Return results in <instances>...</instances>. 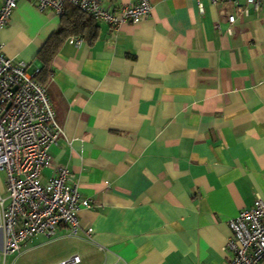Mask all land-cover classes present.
Segmentation results:
<instances>
[{
	"label": "crops",
	"instance_id": "obj_1",
	"mask_svg": "<svg viewBox=\"0 0 264 264\" xmlns=\"http://www.w3.org/2000/svg\"><path fill=\"white\" fill-rule=\"evenodd\" d=\"M150 3L145 21H96L92 42L69 37L52 57L43 85L63 135L41 175L70 170L91 208L75 235H33L3 264H224L228 221L264 199V2L246 15L244 0ZM59 18L18 0L4 55L39 69Z\"/></svg>",
	"mask_w": 264,
	"mask_h": 264
},
{
	"label": "built area",
	"instance_id": "obj_2",
	"mask_svg": "<svg viewBox=\"0 0 264 264\" xmlns=\"http://www.w3.org/2000/svg\"><path fill=\"white\" fill-rule=\"evenodd\" d=\"M40 11L64 13L73 6L96 21L117 29L124 23L139 24L149 18L150 0H133L111 8L104 0H29ZM198 7L201 10L200 0ZM213 4L236 0H210ZM18 0H2L0 31L6 26ZM264 0H244L239 15H246V6L257 10ZM235 16L227 15L230 25ZM218 27V24H216ZM0 41V171L4 173L5 196L0 195V264L8 254L18 255L33 235L53 237L63 225L69 233L78 231L77 212L91 208L88 198L79 193L74 174L57 167L43 179L41 170L51 166L48 151L63 135L55 121L54 110L44 86L27 71V64L4 55ZM229 236L224 245V264H264V199L257 197L251 208H245L228 221ZM92 229L85 234L91 236ZM2 260V261H1ZM74 255L57 264L78 263Z\"/></svg>",
	"mask_w": 264,
	"mask_h": 264
},
{
	"label": "trees",
	"instance_id": "obj_3",
	"mask_svg": "<svg viewBox=\"0 0 264 264\" xmlns=\"http://www.w3.org/2000/svg\"><path fill=\"white\" fill-rule=\"evenodd\" d=\"M98 32V24L90 15L73 6H65L60 15L58 27L48 36L39 48L35 60L39 64L35 80L44 86V82L51 73V60L61 43L69 37L76 36L92 42Z\"/></svg>",
	"mask_w": 264,
	"mask_h": 264
}]
</instances>
